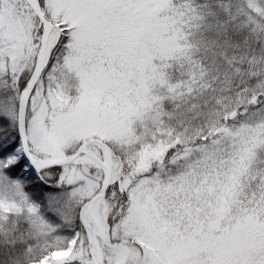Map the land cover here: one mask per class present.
Returning a JSON list of instances; mask_svg holds the SVG:
<instances>
[{"label": "snow or ice", "instance_id": "1", "mask_svg": "<svg viewBox=\"0 0 264 264\" xmlns=\"http://www.w3.org/2000/svg\"><path fill=\"white\" fill-rule=\"evenodd\" d=\"M0 264H264V0H0Z\"/></svg>", "mask_w": 264, "mask_h": 264}]
</instances>
